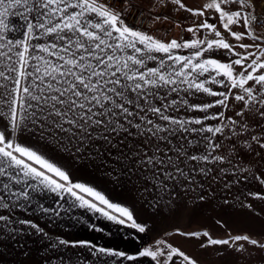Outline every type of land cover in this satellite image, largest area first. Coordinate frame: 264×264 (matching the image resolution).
Segmentation results:
<instances>
[{
    "label": "snow or ice",
    "instance_id": "snow-or-ice-1",
    "mask_svg": "<svg viewBox=\"0 0 264 264\" xmlns=\"http://www.w3.org/2000/svg\"><path fill=\"white\" fill-rule=\"evenodd\" d=\"M160 3L168 13L204 17L195 28L186 29L200 35L183 42H162L129 26L124 17L138 8V0H118V4L109 0H0V208L30 205L34 192L47 190L60 200L67 194L74 198L73 206L133 230L134 240H142L140 234L150 231L135 208L114 202L93 186L74 182L73 173L40 147L23 144L30 136L49 151L66 153L77 161L95 141H103L109 156L115 149L118 161L131 162L130 172L136 166L149 174L143 177V193L156 189L169 194L172 215L196 211L180 193L199 189L194 199L203 202L205 184L207 195L214 197L212 185L220 184V191L230 192L251 177L260 190L242 191L240 206L264 218V0H205L198 7L186 0ZM209 10L216 14L219 26L208 22ZM10 17L23 21L20 29L10 23ZM150 18L168 21L170 16L158 13ZM201 29L215 38H206ZM226 35L250 42L234 45ZM179 49L196 51L191 56L173 55ZM153 53L165 54L172 63ZM224 56L228 62L217 58ZM157 60L158 66L148 67V61ZM205 74L209 76L200 79ZM206 84L226 90L215 91ZM200 93L219 98L195 102L193 98ZM227 111L233 114L226 115ZM188 112L203 115L174 114ZM230 203L224 198V205ZM40 207L45 213L56 211ZM0 221L8 222L9 217L0 215ZM19 223L43 232L31 221ZM216 224L227 229L220 220ZM169 237L197 240L202 250L221 246L217 254H235L236 264L241 260L264 264V228L258 236L233 235L228 230L225 238H214L207 230L177 227L150 245L141 244L134 254L97 247L87 240L59 243L88 246L134 264H143L141 258H150L151 264H201Z\"/></svg>",
    "mask_w": 264,
    "mask_h": 264
},
{
    "label": "crops",
    "instance_id": "crops-1",
    "mask_svg": "<svg viewBox=\"0 0 264 264\" xmlns=\"http://www.w3.org/2000/svg\"><path fill=\"white\" fill-rule=\"evenodd\" d=\"M196 1L205 2V0ZM208 22L213 23L211 20ZM10 23L15 24L16 28L20 29L23 21L19 17H10ZM16 34L19 35V33ZM230 38L234 45L236 42L237 45L242 43V41H235L231 36ZM195 51V49H179L174 50L173 55L191 56ZM153 55L163 56L167 64L172 63L167 61L165 54L153 53ZM217 58H220L222 62H228V56ZM158 64V60L147 62L148 67H156ZM255 74H259V72ZM207 76L209 74H205L200 79H205ZM206 86L215 91L226 90L219 85L206 84ZM237 91L239 90L233 89V92ZM172 95L177 94L173 93ZM218 98L200 93L193 99L195 102H211ZM230 102L235 104L237 108L240 106V102L234 100ZM217 110L210 109L209 111ZM174 114L203 115L198 112ZM232 114V111L226 112V115ZM207 123L214 124L216 122L209 121ZM37 140L38 138L28 136L22 140V143L40 147V150L50 156L54 162L62 164L73 173L74 182L93 186L114 202L135 208L140 221L148 224L150 231L140 234L142 240H134L133 230L108 221L98 213L73 206L76 202L67 194H65L64 200H60L55 193L47 190L34 192L30 205L25 204L23 207H10L8 209L0 208V215L9 217L8 222L0 221V264H134V262L123 260V258L97 252L88 246L61 245L59 241L87 240L97 247L129 251L130 254H134L135 249L141 244L150 245L156 239L161 238L165 231H173L177 227L183 231L207 230L214 238H225L228 230L233 235L248 232L253 236H258L264 228V218L253 216L246 208L240 206V201L244 199L243 196H240L242 191L260 190L259 183L251 177L246 182L242 180L240 185L233 186L230 192L220 191V184L212 185V191L216 193L214 197L207 195L208 185L205 184L206 200L203 202H197L194 199L199 194V189L196 192H188L187 195L180 193L181 199L188 204L189 208L195 205L196 211L194 213L182 211L172 215L169 211L171 208V205L168 204L169 194L156 189H153L152 193H143L145 183L143 177L149 174L138 170L136 166L130 172L128 168L131 162L118 161L115 149L112 150L113 155L109 156L106 150L107 146L103 141H95L93 147L77 161L70 158L66 153L59 152L57 154L49 151V148L43 146V142L37 144ZM96 145L99 146V152L96 150ZM101 152L103 155L99 154ZM252 171H256V169L253 167ZM148 186L151 188L152 184ZM237 196L239 199H234ZM161 197L163 199H160ZM224 198L229 199L231 203L224 205ZM157 200L160 201L158 204L156 203ZM252 203L261 209L260 204L255 201ZM40 205L54 209L60 214L56 215V211L45 213L41 210ZM262 216H264V210H262ZM21 220L31 221L38 228L43 229V232L37 231L27 224L21 225L19 223ZM217 220L227 225V229L216 224ZM95 229L103 230L97 231ZM168 239L181 246L190 255L197 257L201 264H236L238 259L231 252L218 255L216 248L221 246L202 250L198 247L199 242L197 240H186L181 237H169ZM141 259L143 264H151L150 258ZM240 264H244V261L241 260Z\"/></svg>",
    "mask_w": 264,
    "mask_h": 264
},
{
    "label": "rangeland",
    "instance_id": "rangeland-1",
    "mask_svg": "<svg viewBox=\"0 0 264 264\" xmlns=\"http://www.w3.org/2000/svg\"><path fill=\"white\" fill-rule=\"evenodd\" d=\"M186 2L190 6H197V7L201 5L202 3H204V1L198 2L196 0H186ZM138 3H139V6L142 7L145 11H147V13L150 16L158 14V13L161 15L168 14L170 16V19L168 21L153 22L152 29L148 30L147 32L150 35H153L154 38L161 39L162 42H169L172 39H177L178 42H183L187 40L196 39L200 35V33L193 35L192 33H189L186 29L188 27L195 28L197 24H199L205 19L204 17H192L190 14L185 13L183 11L181 12L172 11L171 13H168L167 9H165L163 5L160 3V0H138ZM169 7H171L170 4H169ZM206 14H207L206 17L208 18V21L211 20L214 24H217V26H219L220 22L218 18L216 17V14L214 13V11L209 10ZM177 24H179V26H177ZM233 27H234V30L243 31V29L238 26H233ZM181 29L184 30L183 37H181L180 35ZM221 30L223 31V29ZM200 32L203 33V35L208 39L215 38L214 35L209 32V30L201 29ZM226 39L229 42L233 43L230 36L226 35ZM246 41L247 43L250 42L249 39H245L242 41V43L244 42L246 43ZM235 45H237V42L235 43ZM236 51L244 53L245 50L242 48L236 47ZM250 51L256 52V49H250ZM231 57H233L232 59L237 58L235 56H231ZM236 70L239 71V66H236ZM261 71H264V70H261Z\"/></svg>",
    "mask_w": 264,
    "mask_h": 264
},
{
    "label": "built area",
    "instance_id": "built-area-1",
    "mask_svg": "<svg viewBox=\"0 0 264 264\" xmlns=\"http://www.w3.org/2000/svg\"><path fill=\"white\" fill-rule=\"evenodd\" d=\"M109 2L118 4V0H109ZM141 12H143V15H141ZM150 17L151 16L147 13V11H145L142 7L138 6V8L131 10L130 14L126 15L124 19L129 26H132L133 28L138 27L139 30L147 32L153 27V21ZM180 35L181 37H183V29H181Z\"/></svg>",
    "mask_w": 264,
    "mask_h": 264
}]
</instances>
